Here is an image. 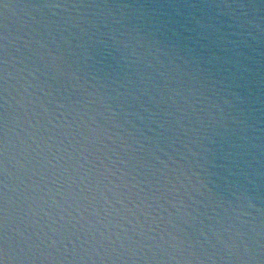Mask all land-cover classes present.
Here are the masks:
<instances>
[{
  "label": "water",
  "instance_id": "95a60500",
  "mask_svg": "<svg viewBox=\"0 0 264 264\" xmlns=\"http://www.w3.org/2000/svg\"><path fill=\"white\" fill-rule=\"evenodd\" d=\"M0 264H264V0H0Z\"/></svg>",
  "mask_w": 264,
  "mask_h": 264
}]
</instances>
